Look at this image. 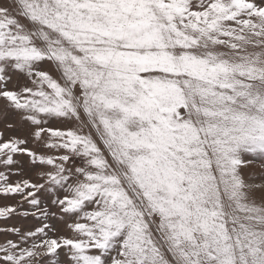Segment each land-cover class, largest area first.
<instances>
[{"label": "snow or ice", "instance_id": "6c2138e0", "mask_svg": "<svg viewBox=\"0 0 264 264\" xmlns=\"http://www.w3.org/2000/svg\"><path fill=\"white\" fill-rule=\"evenodd\" d=\"M0 264H264V0H0Z\"/></svg>", "mask_w": 264, "mask_h": 264}]
</instances>
